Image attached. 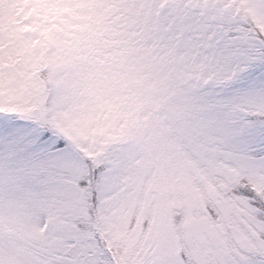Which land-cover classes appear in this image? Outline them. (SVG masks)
Segmentation results:
<instances>
[{
	"label": "snow or ice",
	"instance_id": "1",
	"mask_svg": "<svg viewBox=\"0 0 264 264\" xmlns=\"http://www.w3.org/2000/svg\"><path fill=\"white\" fill-rule=\"evenodd\" d=\"M0 264H264V0H0Z\"/></svg>",
	"mask_w": 264,
	"mask_h": 264
}]
</instances>
